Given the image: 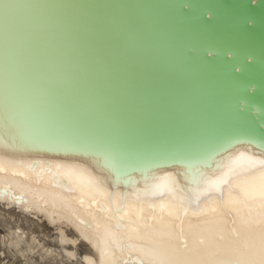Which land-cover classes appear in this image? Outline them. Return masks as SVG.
<instances>
[{"label": "water", "instance_id": "1", "mask_svg": "<svg viewBox=\"0 0 264 264\" xmlns=\"http://www.w3.org/2000/svg\"><path fill=\"white\" fill-rule=\"evenodd\" d=\"M23 1L44 92L129 175L264 143V0Z\"/></svg>", "mask_w": 264, "mask_h": 264}, {"label": "bare ground", "instance_id": "2", "mask_svg": "<svg viewBox=\"0 0 264 264\" xmlns=\"http://www.w3.org/2000/svg\"><path fill=\"white\" fill-rule=\"evenodd\" d=\"M23 2L0 0V103L4 104L5 115L8 105L15 108V122L22 136L85 141L70 130L60 103L51 101L49 88L44 92L41 75L30 68L23 55L26 49L21 30ZM31 8L46 48L44 24L37 20L35 5ZM65 71L61 66L63 77ZM245 149L253 153L258 150L241 145L230 151ZM0 157L23 162L0 163V264H120L127 258L124 251L133 252L145 264H169V256L209 264H233L241 259L248 243L259 239L260 225L246 222L249 219L246 209L228 215L219 205L209 204L201 197L199 208L161 210L159 204L166 203V198L159 194L148 198L157 207H149L147 202L125 201L128 219L120 223L137 231L122 233L114 226L113 208L107 196L75 183L69 190L67 179L59 177L57 183L50 177L48 169L55 172V165L78 166L100 179L97 187L113 193L112 200L116 203L119 201L115 192L126 193L143 186L139 183L110 187L116 175L111 155L92 148L12 149L5 136ZM184 167L150 170L175 176ZM41 168L45 171L41 172ZM146 169L137 168L132 178L140 180ZM104 177L113 179L108 181ZM102 205H108L106 211Z\"/></svg>", "mask_w": 264, "mask_h": 264}, {"label": "snow or ice", "instance_id": "3", "mask_svg": "<svg viewBox=\"0 0 264 264\" xmlns=\"http://www.w3.org/2000/svg\"><path fill=\"white\" fill-rule=\"evenodd\" d=\"M5 136H7L8 147L12 149L26 147H48L55 150L95 148L98 153L108 150L103 144H93L88 141L22 136L15 122V108L8 105L7 115H5L4 104L0 103V152L4 149ZM0 163L23 164L19 160L5 161L2 157H0ZM110 163L116 173L115 183H110V187L115 189L121 187L122 184L142 183L143 185L126 193L115 192L118 203L113 202V193H106L97 187L102 182L100 179L78 166L55 165V172L51 169L48 171L54 182L59 183V177L67 179L69 190H72L75 183L79 186L91 187L100 195L107 196L113 208L114 226L124 234L137 231L131 225L120 223L122 219H128L126 200L137 204L147 202L149 207H157L148 198L159 194L162 199L166 198V203L159 204L161 210L167 207L186 211L189 206L199 208L201 197H205L207 203L219 205L228 215L246 209L249 218L246 222L249 224L258 222L260 225L259 239L248 243L241 259L233 261V264H264V143L255 153L245 149L229 151L226 155H221L219 159L211 157L191 159L182 170L176 172L175 176L171 172L156 174L146 169L140 180H135L123 171L124 158L120 154L112 153ZM43 171L45 169L41 168V172ZM104 179L111 181L113 178L104 177ZM101 207L106 211L108 205ZM123 255L127 258L121 260L120 264H145V261L133 252L124 251ZM168 261L169 264H209L207 261L181 259L174 256H169Z\"/></svg>", "mask_w": 264, "mask_h": 264}]
</instances>
